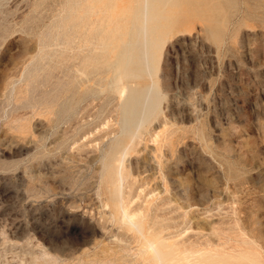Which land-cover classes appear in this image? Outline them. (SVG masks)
<instances>
[{
  "label": "rangeland",
  "instance_id": "374dc122",
  "mask_svg": "<svg viewBox=\"0 0 264 264\" xmlns=\"http://www.w3.org/2000/svg\"><path fill=\"white\" fill-rule=\"evenodd\" d=\"M169 1L159 105L125 139L123 205L177 252L264 264V0ZM131 4L0 0V264H149L110 200L122 98L94 70Z\"/></svg>",
  "mask_w": 264,
  "mask_h": 264
},
{
  "label": "bare ground",
  "instance_id": "6f19581e",
  "mask_svg": "<svg viewBox=\"0 0 264 264\" xmlns=\"http://www.w3.org/2000/svg\"><path fill=\"white\" fill-rule=\"evenodd\" d=\"M169 2H170L169 0H132V4L129 8V11L126 14L127 15L125 19L126 30L124 32V35H122L121 38L119 39V42L116 43V47L112 46L110 48L109 47L110 45L108 44L103 45L104 47L102 49L101 54L94 60L95 62L94 70L102 73L109 72L110 73L109 84L112 85L115 92H117L122 98L121 99V110H122L121 132L123 134V137L115 142V145L113 146L112 150L109 153V160L105 164V170L107 172L108 179L110 182V186H109L110 200L115 205L113 209H115V214L118 219V223L120 221V223H122L124 226V230H128L135 234H138L143 240V242L141 241L143 245L142 248L144 249L142 251L143 252L145 251L146 253L145 255L147 256V260L149 261V264H231V261L228 259H222V258L218 259L214 255V253L212 252H210L212 254L206 253L208 249L205 250V253L203 254H198L199 252L198 251L197 252L198 255H195L196 254L195 251L194 253L193 252L187 253V251L184 252L185 250H187L185 248V250L180 249L181 252L184 250L182 252L183 255L181 254L178 255L181 252L180 251L177 252L176 250L172 249L176 244L172 245V248L168 247L167 244L164 242L167 241V239L163 241L161 240L162 239L161 237H157L158 234L156 233H158L160 230H158V232L152 230L154 225L152 219H151L152 223L151 220L150 222H147L146 215L144 217L143 215H139V214L137 215L127 212V210L124 207L125 204L123 205V201H122L121 195H122L123 186H121L120 183L123 182L124 180L123 170L125 167H123V165H124L125 156H127V151H128L127 146L125 144V139L133 138L136 135L135 134L136 132L133 133L130 130V127L134 126L136 129L141 128L144 121L153 113V111L159 105L158 95H157V85L154 76L157 65L156 64L157 54H159L161 49L163 48L168 29L170 27L169 25L171 22V15H170L171 13L169 10H167L168 9L167 4ZM215 8L214 10H216ZM111 50H114L115 58L113 61L107 62L105 61V55L107 54V52L109 53V51ZM145 79H148V83L138 82ZM124 80H127L128 84L124 85L122 83ZM132 81H137L138 83L135 85H130L129 83ZM157 217L155 216L154 218ZM146 229L147 230L150 229V231L147 232ZM165 238L163 237V239ZM180 244H178L177 246L179 247ZM210 250L212 251V248ZM215 251L217 252V250ZM233 251L235 252V250L231 251L232 254H234ZM225 254L226 253L223 252V254L221 253L220 255L224 256ZM235 255L236 254H234V256ZM146 256H145V260H146ZM250 257L251 259H253L251 255ZM232 260H235V258ZM244 260H246V262L248 261L247 259ZM241 263L244 264V262Z\"/></svg>",
  "mask_w": 264,
  "mask_h": 264
}]
</instances>
